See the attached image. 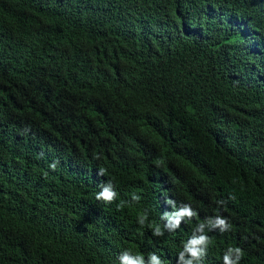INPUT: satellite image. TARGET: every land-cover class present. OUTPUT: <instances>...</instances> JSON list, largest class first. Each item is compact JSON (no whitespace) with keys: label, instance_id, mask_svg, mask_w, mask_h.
Wrapping results in <instances>:
<instances>
[{"label":"trees","instance_id":"1","mask_svg":"<svg viewBox=\"0 0 264 264\" xmlns=\"http://www.w3.org/2000/svg\"><path fill=\"white\" fill-rule=\"evenodd\" d=\"M216 216L203 264H264V0H0V264H178Z\"/></svg>","mask_w":264,"mask_h":264},{"label":"clouds","instance_id":"2","mask_svg":"<svg viewBox=\"0 0 264 264\" xmlns=\"http://www.w3.org/2000/svg\"><path fill=\"white\" fill-rule=\"evenodd\" d=\"M235 74L239 71L235 70ZM55 168V164L50 165ZM105 169L101 168L99 175H104ZM116 192L113 190L111 183H108L102 187V190L97 194L96 199L102 200L105 203H111L116 198ZM133 200H139L138 196H133ZM169 203H172L169 201ZM218 203H223L219 201ZM197 216V213L191 209L189 205H184L178 211L171 214H165L164 219L167 220L166 228L174 230L179 227L181 221L185 218L191 219ZM147 219L145 215L140 216L139 223L144 224ZM205 227L209 229H219L220 232H226L231 229V225L226 218L216 216L214 219H209L207 224L201 223L195 229L193 236L184 245L183 251L179 253L178 264H203V258L207 255V248L211 243L210 238L204 234ZM198 233V234H197ZM153 235L161 236L163 232L160 227H155ZM244 252L240 247H229L223 255V264H239V261L243 258ZM120 264H145V260L141 255H131L125 251L119 257ZM148 264H161V261L156 255H151L148 260Z\"/></svg>","mask_w":264,"mask_h":264}]
</instances>
